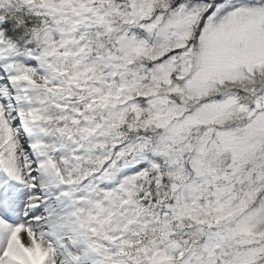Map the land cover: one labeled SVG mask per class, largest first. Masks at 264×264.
Listing matches in <instances>:
<instances>
[{
    "label": "snow or ice",
    "instance_id": "snow-or-ice-1",
    "mask_svg": "<svg viewBox=\"0 0 264 264\" xmlns=\"http://www.w3.org/2000/svg\"><path fill=\"white\" fill-rule=\"evenodd\" d=\"M0 264H264V0H0Z\"/></svg>",
    "mask_w": 264,
    "mask_h": 264
}]
</instances>
